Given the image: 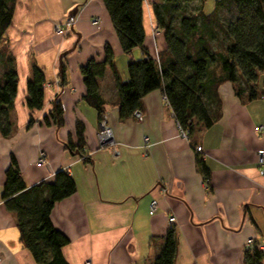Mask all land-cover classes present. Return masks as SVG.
Instances as JSON below:
<instances>
[{"label": "crops", "instance_id": "crops-1", "mask_svg": "<svg viewBox=\"0 0 264 264\" xmlns=\"http://www.w3.org/2000/svg\"><path fill=\"white\" fill-rule=\"evenodd\" d=\"M153 1L142 4L143 47L157 58L166 43L156 27ZM214 1H204L205 13ZM73 9V26L57 35L55 26ZM4 37L18 83L11 113L16 130L9 138L0 135V264H36L19 242L14 217L1 200L12 158L27 187L51 183L58 171L73 179L75 193L56 203L50 214L53 227L69 241L62 249L67 264H148L171 226L177 240L174 264H243L248 239L264 245V176L258 175L256 164L257 152L264 148V133L257 131L264 125V97L243 103L229 83L223 84L218 90L221 117L184 139L160 90L141 99L140 121L133 116L120 119L107 68L98 85L102 115L118 151L113 158L110 148L98 146L100 115L85 100L80 73L92 58L103 62L109 46L120 80H128L129 56L103 1L16 0ZM131 56L140 59L143 51L136 48ZM32 65L43 71L45 83L42 108L30 111L26 84ZM56 99L63 110L61 127L43 122ZM76 122L84 126L88 161L65 147L68 139L77 142ZM143 136L148 137L147 148ZM41 157L44 163L37 167ZM198 157L209 172L207 185L197 170ZM153 200L157 207L150 214Z\"/></svg>", "mask_w": 264, "mask_h": 264}, {"label": "trees", "instance_id": "trees-1", "mask_svg": "<svg viewBox=\"0 0 264 264\" xmlns=\"http://www.w3.org/2000/svg\"><path fill=\"white\" fill-rule=\"evenodd\" d=\"M127 61L128 80H120L114 66V56L105 47V59H90L80 67L86 88V102L101 108L104 101L99 93L98 79L107 68L111 71L118 95L119 117H131L140 108L141 99L160 90L176 123L187 136L197 129L210 128L221 117L218 90L229 83L233 94L241 102L264 97L257 87L259 72L264 70V0H215L213 9L205 13V0H154L152 10L156 27L163 32L166 49L157 58L144 49L145 33L142 24L144 0H102ZM16 0H0V135L9 138L16 130L12 116L18 77L14 56L4 37L14 14ZM224 11L232 14L229 20ZM141 49L143 57L134 59V49ZM62 69L63 66H62ZM43 71L32 65L27 81L26 106L30 111L43 105ZM46 125L61 127L63 110L56 99L53 109L44 116ZM33 123L28 122V127ZM77 142L65 143L67 150L84 156V126L76 122ZM197 170L208 180V169L201 158ZM76 191L73 179L65 171H58L51 183L27 187L18 165L12 158L5 171L1 200L15 220L19 242L36 264H67L62 249L68 239L57 231L50 220L54 205ZM177 240L173 226L163 237L158 253L148 264H174ZM264 263V253L256 246L244 251L243 264Z\"/></svg>", "mask_w": 264, "mask_h": 264}, {"label": "built area", "instance_id": "built-area-1", "mask_svg": "<svg viewBox=\"0 0 264 264\" xmlns=\"http://www.w3.org/2000/svg\"><path fill=\"white\" fill-rule=\"evenodd\" d=\"M92 22L96 23L97 21L96 19H94ZM73 24H74V17L70 16L68 19L65 20L63 24L55 26L54 28L55 33L57 35H63L73 26ZM164 101L167 103L165 97H164ZM132 116L138 121L141 120V113L138 110L134 111ZM178 129L180 130V134L182 138L186 139L187 133L184 130H182L179 125H178ZM257 131L260 134L264 133V125H260V127L257 128ZM96 139H97V143L99 147H108L111 149V154L113 158H116L118 156V151L116 149V142L114 141V138L110 132V129L106 125V118L103 115L100 116V126L96 134ZM143 143H144L145 148H147L148 147V137L143 136ZM200 149H201L200 146H197L195 148V151L199 152ZM43 163H44V158L41 157V159L37 161L36 166L40 167L43 165ZM256 164H258V175L264 176V148H262L260 151L257 152ZM204 183L207 185V180H205ZM156 207H157V201L153 200L150 203V214H153L155 212ZM168 221L169 223L173 222L174 217H170ZM246 243L248 246L247 248H253L254 246H256L262 253H264V245H257L255 242H253L252 239H248ZM84 264H90V262L86 261Z\"/></svg>", "mask_w": 264, "mask_h": 264}, {"label": "rangeland", "instance_id": "rangeland-1", "mask_svg": "<svg viewBox=\"0 0 264 264\" xmlns=\"http://www.w3.org/2000/svg\"><path fill=\"white\" fill-rule=\"evenodd\" d=\"M214 3V2H213ZM213 8H211L212 10ZM210 10V11H211ZM209 11V12H210ZM223 15L225 16V18L227 19H231L232 14H230L228 11H224ZM259 77H258V81H257V87L260 88L261 90H264V70H262L261 72H259Z\"/></svg>", "mask_w": 264, "mask_h": 264}, {"label": "water", "instance_id": "water-1", "mask_svg": "<svg viewBox=\"0 0 264 264\" xmlns=\"http://www.w3.org/2000/svg\"><path fill=\"white\" fill-rule=\"evenodd\" d=\"M76 11H77V9H73V10L70 12V14H69V15L74 17V16H75V14H76Z\"/></svg>", "mask_w": 264, "mask_h": 264}]
</instances>
